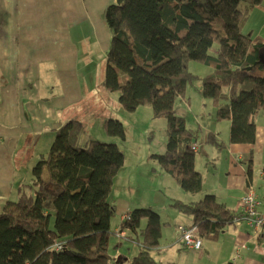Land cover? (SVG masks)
Instances as JSON below:
<instances>
[{"label":"trees","instance_id":"trees-1","mask_svg":"<svg viewBox=\"0 0 264 264\" xmlns=\"http://www.w3.org/2000/svg\"><path fill=\"white\" fill-rule=\"evenodd\" d=\"M262 2L115 0L107 5L104 88L119 93L126 111L148 104L154 117L166 119L165 150L149 156L158 167L138 168L139 183L147 172L165 174L184 192L198 194L203 191V177L195 167L199 142L205 138L202 143L223 145L214 132L202 136L199 124L188 126L176 113V101L185 98L186 85L197 76L188 70L190 61L209 68L201 76V96L210 100L216 121L230 122L229 143L255 142V117L264 112V38L244 27ZM120 71L127 74L124 82ZM81 129L76 119L60 125L48 152L32 167L31 182L21 184L17 197L0 206V264L124 263L123 255L109 252L114 234L109 195L125 156L115 143L91 140L86 147L76 146ZM104 129L125 139L117 119H106ZM169 207L191 219L189 225L176 224V235L180 225H194L201 237L215 239L234 217L209 193L195 202L173 198ZM160 225V213L150 207L122 215L116 235L122 238L125 231L123 238L135 248L130 264H160L152 251L160 245Z\"/></svg>","mask_w":264,"mask_h":264},{"label":"crops","instance_id":"crops-1","mask_svg":"<svg viewBox=\"0 0 264 264\" xmlns=\"http://www.w3.org/2000/svg\"><path fill=\"white\" fill-rule=\"evenodd\" d=\"M113 2L115 0H0V64L15 66V80H18L26 76V65L37 63L41 59V63L43 59L50 60L52 54L60 49L72 50L76 60L77 50L88 48L83 41L86 31H81L85 27L91 29L94 43L108 44L110 35L104 20V11L107 5ZM250 18H255L260 27L257 29V25H252L244 31L252 36L264 38V0L252 9L248 21ZM78 42L83 43V48H79ZM8 46H12V62L7 59L12 52L8 54L7 51L5 54L2 51ZM39 50H44L43 57L40 56ZM204 72H209V68H204ZM3 94L0 117L9 118L10 110L17 112L19 116L21 109L17 93L5 91ZM185 101L183 98L181 102ZM200 101L204 102L202 99ZM259 113L262 120L259 121L255 117L254 143H229L228 120L219 122L223 124H199L203 130L202 136L212 131L223 144L218 148L212 143H202L205 138L199 142L195 167L203 177L202 192H181L169 176H160L161 183L168 190V195L165 196L167 198L161 205L162 209L158 211L161 215L160 245L152 250L160 264H264V231L255 232L243 221H232L215 239L202 237V246L198 250L186 249L177 240L176 224L189 225L191 219L169 207V199L195 202L209 193L237 216L241 212L242 197L248 192V186L255 190L261 207H264V112H258L256 116ZM222 131L224 135H221ZM201 144H204L202 148ZM10 149L9 143L0 146V206L10 199L12 193L11 182L1 180V173L11 174L13 171V164L7 158L11 153ZM46 150L39 156L47 153ZM133 160L135 159L131 161ZM137 169V165H134V170L130 171L131 175ZM9 174L5 175V179ZM135 206H138V203L125 194L113 201L114 216L118 220L116 227L112 228L114 234L111 235L109 252L113 257L123 255V264H130L129 258L135 248L133 250L132 244L123 238L125 231H122V238L117 237L116 232L119 231L122 215Z\"/></svg>","mask_w":264,"mask_h":264},{"label":"rangeland","instance_id":"rangeland-1","mask_svg":"<svg viewBox=\"0 0 264 264\" xmlns=\"http://www.w3.org/2000/svg\"><path fill=\"white\" fill-rule=\"evenodd\" d=\"M252 25H257V29L260 27L255 18H250L244 30L247 31ZM84 29L86 32L83 41L88 48L79 49L83 48V43L78 42L76 60L72 50L60 49L52 54L50 60L43 59L41 63V59L37 63L26 65V76L18 80H15V66L0 64V103L4 101L2 96L5 91L16 92L21 109L19 116L17 112L10 110L9 118L0 117V146L3 143L11 145V153L7 158L13 164L12 173H1V180L11 182L10 199H15L17 188L31 182L32 167L40 159L42 151L47 149L48 152L55 137V129L69 119H76L82 123L76 146L86 147L91 140L115 143L125 156L124 165L113 180L109 202L113 204L114 199L125 194L138 203L135 207H150L160 211L167 198L165 196L168 195L160 176L146 173V179L139 183L136 173L131 175L130 171L134 170V165L139 169L158 167L156 161L149 156L165 150L166 119L154 117L148 104L140 105L134 111H126L120 106L118 92L106 91L102 82L106 64L105 51L109 45L94 43L91 29L85 27L81 31ZM11 47L2 51L10 54ZM43 51L39 50L41 57L44 56ZM13 58L12 52L7 59L12 62ZM204 68H207L206 65L196 61L188 63V70L197 76L186 85V101L181 103L178 99L175 103L176 113L185 118L188 126L223 124L215 120L210 100L201 96ZM119 78L124 82L127 74L120 71ZM108 118L117 119L123 124L124 140L107 135L104 121ZM256 118L262 120L261 113ZM220 133L224 135L223 131ZM203 146L201 144V148ZM262 154L264 156V152ZM4 159L5 155L1 161ZM132 159L135 160L131 161ZM7 174L9 176L5 179ZM176 185L184 192L177 183ZM30 190L31 188H27L28 192ZM117 220L113 215L112 228L116 227Z\"/></svg>","mask_w":264,"mask_h":264},{"label":"built area","instance_id":"built-area-1","mask_svg":"<svg viewBox=\"0 0 264 264\" xmlns=\"http://www.w3.org/2000/svg\"><path fill=\"white\" fill-rule=\"evenodd\" d=\"M197 145L192 149L195 151ZM248 192L242 197V209L239 215L233 217V222H245L255 232L264 231V207H261L260 200L257 198L255 190L248 186ZM177 240L186 249L198 250L202 246V237L197 233L196 226L190 225L178 227ZM55 249H60L59 242L54 243Z\"/></svg>","mask_w":264,"mask_h":264},{"label":"water","instance_id":"water-1","mask_svg":"<svg viewBox=\"0 0 264 264\" xmlns=\"http://www.w3.org/2000/svg\"><path fill=\"white\" fill-rule=\"evenodd\" d=\"M260 60L264 63V55L263 54L260 55Z\"/></svg>","mask_w":264,"mask_h":264}]
</instances>
